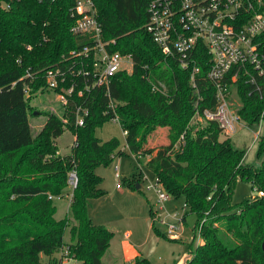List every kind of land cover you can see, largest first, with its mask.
Listing matches in <instances>:
<instances>
[{
    "label": "trees",
    "instance_id": "16d2710c",
    "mask_svg": "<svg viewBox=\"0 0 264 264\" xmlns=\"http://www.w3.org/2000/svg\"><path fill=\"white\" fill-rule=\"evenodd\" d=\"M148 1L93 0L102 38L114 41L108 49L130 54L132 71L113 76L109 95L96 88L77 97L75 90L62 116L48 112L33 134L31 98L47 89L46 71L65 70L68 52L85 44V38L69 31L75 0H0V264H58L60 250L78 264H103L114 231L91 221L88 203L106 194L95 168L121 152L116 138L103 142L94 134L114 117L136 162L144 160L169 196L183 198L184 216H197L194 230L202 241L190 248L185 264H264L262 246L258 253L264 243V95H248L246 84L237 88L240 118L254 130L262 120L255 159L246 162L245 147L227 136L220 140L215 122L194 118L197 94L189 71L165 56L145 30ZM197 65L203 97L197 107H211L214 90L203 79L207 54ZM79 104L89 110L81 126L75 123ZM158 127L167 128V144L154 149L147 142ZM64 130L74 135L75 145L60 155L56 138ZM72 168L78 185L69 212L57 219L49 196L65 193ZM238 180L249 183L255 194L234 203ZM126 185L134 187L133 182ZM149 212L154 220L156 213ZM123 264L151 262L137 255Z\"/></svg>",
    "mask_w": 264,
    "mask_h": 264
},
{
    "label": "built area",
    "instance_id": "2783aa9c",
    "mask_svg": "<svg viewBox=\"0 0 264 264\" xmlns=\"http://www.w3.org/2000/svg\"><path fill=\"white\" fill-rule=\"evenodd\" d=\"M69 12L73 18L69 31L72 35L83 36L85 44L68 52L66 59L69 58V63L65 70L56 67L48 69L45 74L47 89L58 93L63 109L75 90L77 97L96 88H104L109 95L113 76L119 71L131 72L133 68L130 54L108 49L114 41L102 38V27L93 0H75ZM146 12L144 27L153 42L165 56L189 71L190 84L197 94L194 118L215 122L226 136L234 135L239 129L251 130L237 113V108L242 105L237 88L246 84L250 87L248 95H264V0H149ZM206 54L209 68L203 79L214 90V102L211 107L199 109L198 100L203 97L199 91L198 83L202 78L197 77V63ZM24 91L28 93L29 87L25 86ZM75 109V123L81 126L89 110L80 104ZM112 120L118 121L117 117ZM261 129L262 120L255 130L256 142ZM123 133L125 135L126 132ZM183 141L182 133L178 142ZM74 145L75 137L71 148ZM155 182H149L146 188L155 189L158 200L164 202L169 195L157 180ZM77 185L78 175L72 168L67 175L65 193L49 198H67L71 204ZM167 236L180 239L175 224L168 227ZM67 255V250H60L58 264H78Z\"/></svg>",
    "mask_w": 264,
    "mask_h": 264
},
{
    "label": "rangeland",
    "instance_id": "374dc122",
    "mask_svg": "<svg viewBox=\"0 0 264 264\" xmlns=\"http://www.w3.org/2000/svg\"><path fill=\"white\" fill-rule=\"evenodd\" d=\"M125 72L130 73L129 70ZM31 104L36 109L33 114L28 115L33 134L41 129L48 112L53 111L58 116H62L63 106L58 93L53 89L38 91L31 98ZM255 132L254 129L244 128L239 129L234 135L227 136L234 141L236 146L247 149L246 162H252L255 159ZM94 134L103 142L116 138L119 141L118 150L121 151L109 164H102L95 168V173L102 179L100 187L105 190L106 194L90 199L88 203V214L91 221L94 224H103L114 231L110 246L102 257V263L123 264L137 255H142L151 264H185L190 257V248H195L202 241L198 232L194 230L197 216L194 213L184 216L182 197L169 196L164 202H160L156 190L146 188L149 182L156 183L155 174L146 168L144 160L138 164L129 152L125 135L118 121L111 119L104 122L100 127L95 128ZM166 134L167 128L158 127L153 136L148 139V146L157 149L167 144ZM225 137L226 135L221 133L220 140ZM73 139L74 136L69 130H64L56 138L60 155L70 152ZM127 181L133 182L134 187L129 188L126 185ZM135 183L139 184V191ZM253 194L255 192L249 183L238 180L233 193V202H241ZM54 204L57 208L55 214L57 219L69 212L70 204L67 198L54 199ZM150 208L156 213L154 220L150 218ZM171 224L178 227L180 239H170L167 236V230ZM64 239L69 240L68 230ZM263 244L259 245L258 253H261ZM135 251L139 254L122 263L124 256Z\"/></svg>",
    "mask_w": 264,
    "mask_h": 264
},
{
    "label": "crops",
    "instance_id": "0c3cea01",
    "mask_svg": "<svg viewBox=\"0 0 264 264\" xmlns=\"http://www.w3.org/2000/svg\"><path fill=\"white\" fill-rule=\"evenodd\" d=\"M74 136V135H73ZM74 140V139H73ZM71 147V146H70ZM70 151H71V148H70ZM246 158H247V155H246ZM201 242V241H200ZM136 254H139L138 252H132V253H130V254H128V255H126V256H124V259L122 260V263H123V261H125V260H131L132 258L131 257H134ZM186 255H188V253L186 254Z\"/></svg>",
    "mask_w": 264,
    "mask_h": 264
},
{
    "label": "water",
    "instance_id": "95a60500",
    "mask_svg": "<svg viewBox=\"0 0 264 264\" xmlns=\"http://www.w3.org/2000/svg\"><path fill=\"white\" fill-rule=\"evenodd\" d=\"M136 188H139V184L138 183L136 184ZM262 247H263V251H264V244L262 245Z\"/></svg>",
    "mask_w": 264,
    "mask_h": 264
}]
</instances>
